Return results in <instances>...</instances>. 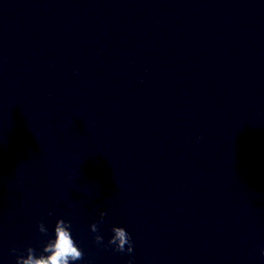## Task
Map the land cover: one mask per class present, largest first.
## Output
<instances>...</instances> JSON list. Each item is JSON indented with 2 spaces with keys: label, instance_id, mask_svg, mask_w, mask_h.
<instances>
[{
  "label": "water",
  "instance_id": "obj_1",
  "mask_svg": "<svg viewBox=\"0 0 264 264\" xmlns=\"http://www.w3.org/2000/svg\"><path fill=\"white\" fill-rule=\"evenodd\" d=\"M57 218L73 264H264V0H0V264Z\"/></svg>",
  "mask_w": 264,
  "mask_h": 264
},
{
  "label": "clouds",
  "instance_id": "obj_2",
  "mask_svg": "<svg viewBox=\"0 0 264 264\" xmlns=\"http://www.w3.org/2000/svg\"><path fill=\"white\" fill-rule=\"evenodd\" d=\"M101 220L106 215L105 212L99 213ZM38 231L47 234V228L43 222H37ZM70 222L57 218L53 226L54 237H49L41 245L39 254L32 246H26L23 255H16V264H73V262L80 261L84 257L83 251L77 246L70 231ZM89 229L93 233L94 241L97 244L103 243V237L98 234L97 223L89 225ZM112 235L108 239V244L113 245L117 252L133 251L130 234L121 226H112ZM12 252H17V249H12ZM261 255H264V248L261 250Z\"/></svg>",
  "mask_w": 264,
  "mask_h": 264
}]
</instances>
